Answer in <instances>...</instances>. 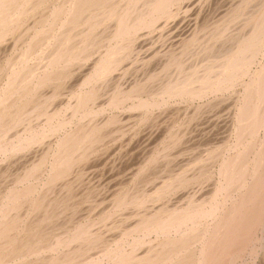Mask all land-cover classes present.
Instances as JSON below:
<instances>
[{
    "label": "bare ground",
    "instance_id": "6f19581e",
    "mask_svg": "<svg viewBox=\"0 0 264 264\" xmlns=\"http://www.w3.org/2000/svg\"><path fill=\"white\" fill-rule=\"evenodd\" d=\"M263 250L264 0H0V264Z\"/></svg>",
    "mask_w": 264,
    "mask_h": 264
},
{
    "label": "rangeland",
    "instance_id": "374dc122",
    "mask_svg": "<svg viewBox=\"0 0 264 264\" xmlns=\"http://www.w3.org/2000/svg\"><path fill=\"white\" fill-rule=\"evenodd\" d=\"M189 112L191 113V111H189ZM201 126H200V128H196L195 131H193L194 133L192 132V134H190L189 136L187 135V137H189L190 139H192L194 141V145L192 147H199L197 145H202L205 141L208 142L207 140L210 138L209 137V133H210V135L217 134L218 131L220 132L223 129V123L222 122L218 123V125H217V128L216 129L218 131L215 130L213 133H211L212 132L211 129L214 126L213 127H212V125H209L208 126V124H206L204 121L201 123ZM206 130H208V131H206ZM188 132H190V131H188ZM193 135H194V137H193ZM201 141H202V143H200ZM142 143H143V141H142L141 137H140V139L138 137L136 139V141L132 143V147L134 148V150L129 155L130 158H129V156H125V154H124L125 152H124L123 153V156H125V158L123 157V159L121 161H120L119 157H115L114 156V157L111 158L110 161H108V164L107 165L103 164L101 166L100 170L95 175V177L96 176L97 177H96V179L93 182L94 183L93 186L96 189L107 190L108 187H109L110 181H112L113 179L114 180L115 179H118V182H119L120 181V178H122V176L124 175V173H126L125 171L127 169H129L128 167L133 166V168H134V166H136L137 163L139 162L138 160L140 159V157H141L140 155H141L142 150H143L142 149V146H141V145H143ZM114 163H115V165H113ZM258 256H261V257H258L257 260L254 263H252L250 261L251 259L248 260V263L249 264H255V263L256 264H264V250L261 251L260 252V255H258Z\"/></svg>",
    "mask_w": 264,
    "mask_h": 264
}]
</instances>
